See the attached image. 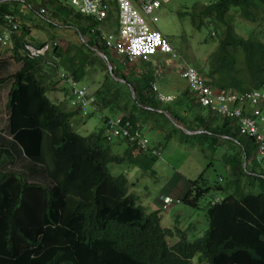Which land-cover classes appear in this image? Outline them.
<instances>
[{
  "label": "trees",
  "instance_id": "obj_1",
  "mask_svg": "<svg viewBox=\"0 0 264 264\" xmlns=\"http://www.w3.org/2000/svg\"><path fill=\"white\" fill-rule=\"evenodd\" d=\"M110 5L116 9L115 1ZM232 9L239 19L252 23L246 36L235 30ZM11 12L10 6L0 3V23L3 14ZM71 13V19L79 22L72 26L71 19H63L62 24L87 40L66 48L54 42L53 63L58 59L79 80L100 68L103 81L94 93L96 107L119 111L129 120L131 133L141 132L146 120L157 119L144 113H157L161 121L170 117L188 130H199L182 132L181 139L222 138L230 145L223 154L230 176L225 185H209L202 173L198 179L188 180L181 192L182 204L199 208V201L216 191L205 207L207 228L202 236L188 239L178 218L174 228L163 226L160 210L147 212L130 191L126 175H114L109 167L110 163H128L148 171L161 154L160 148L142 147L138 139L128 137L108 140L107 115L103 128L88 135L76 132L73 118L79 112L67 108V98L53 101L48 97L51 87L40 73L44 57L28 55L24 45L30 43V26L21 22V34L13 35L11 53L21 66L10 76L0 77V86L12 81L7 101L11 150L16 155L20 149L29 162L27 169L43 171L46 181H29L25 172L7 170L5 165L13 158L0 154V264H264V170L249 152V148L257 152L255 140L240 134L232 119L215 112L208 118L199 112L191 124L186 123L171 105L200 106L188 86L179 88L173 101L162 102L152 89L158 77L151 60L130 62L118 56L112 60L100 38L103 21ZM202 19L222 30L217 49L209 57V69L200 68L207 84L224 92L264 91V40L259 31L264 24V0H212L195 14L194 25L202 27ZM46 43L33 45L40 48ZM96 49L107 55L116 78ZM122 62L143 68L123 71ZM157 108H165L166 115ZM176 128L173 124L172 129ZM165 139L170 140L171 133ZM114 140L126 143L124 150L114 152L110 144ZM216 195L220 200L212 202ZM174 237L178 240L170 244L169 238Z\"/></svg>",
  "mask_w": 264,
  "mask_h": 264
},
{
  "label": "rangeland",
  "instance_id": "obj_2",
  "mask_svg": "<svg viewBox=\"0 0 264 264\" xmlns=\"http://www.w3.org/2000/svg\"><path fill=\"white\" fill-rule=\"evenodd\" d=\"M211 1L212 0H161V7L155 11L157 19L154 26L163 33L170 45L174 48L176 56L172 57V54L152 55V65L155 64L154 59L156 57H160L163 60L165 57L171 56L169 61H171V63L173 61L176 63L174 64L178 71L181 64H188L195 67L200 74V68L206 71L209 69V57L217 49L222 30L220 27L218 30H215V27L206 19L205 22L202 19L204 22L202 27H196L193 23V17L200 9H203L204 5ZM4 4L10 6V10H13L11 13L17 16L22 22L28 20L27 23L30 26L31 33L27 36V40L32 44L47 41L50 45L56 42L57 45L65 47L68 46L70 42L79 43V40L82 42L80 36L73 27H67L62 24L63 19H71V11H74L69 0H11ZM41 8L44 9L43 13L39 12ZM235 11V9H232L230 12L234 14ZM109 13V17L105 22L103 21L100 26L101 34H107L109 31L114 32L117 30L118 23L115 7L112 6ZM144 16L148 17L147 15ZM234 16L235 20L233 24L235 30L240 35L246 36L248 34L247 29H252V23L239 19L240 16L236 14H234ZM70 22L71 25L74 26L79 21L73 18ZM52 23H56V25ZM58 23L60 24L58 25ZM261 29L262 30H259L257 28V30L261 31L262 40H264V24L261 26ZM108 53L110 54L109 57L114 60L116 55L113 53V50L110 49ZM42 57H44L45 66H43L42 70L40 69V73L44 78V82L49 84V87L56 89V94H63L68 87L67 82L59 77V73L65 69L64 66H62L58 59L53 63V58L50 53ZM4 64H12L13 67L9 71H4L2 69L5 66ZM18 66V64L11 61L0 64V76H10L11 73L14 72V68ZM135 68L140 72L143 65L129 64L126 66L124 62L120 64V69L123 71H129ZM174 74L175 75L172 74L171 76L179 83V85H176L177 89L174 91V96H178V89L185 87V80L181 78L180 73H178V75L176 73ZM202 76L204 78L206 77L205 75ZM87 79H83L81 82L90 86L91 89L95 91L101 86L103 72L100 68H97ZM11 83L12 81L9 80L0 86V94H3L0 95V154H4L5 152V154L13 158L5 165L7 170L25 172L27 180L29 181L45 182L43 171L31 173L29 169H27L29 162L20 149L17 154L14 155V152L11 150L13 146L10 144L13 143V141L6 144V141L11 138L9 129L10 111L7 107L8 92ZM51 88L47 95L53 101H56L53 98L54 94ZM3 91H5V94ZM197 103L199 104V102ZM160 106L166 108L165 103H161ZM200 106L193 104L189 108L187 103H183L181 106H177L173 103L171 108L179 111L180 114L185 117L186 123L191 124V121H194L196 116L200 115V113L204 118L213 115V112H211L208 107ZM165 108H157V110L164 113ZM90 111L91 114L87 116L81 117L78 115L73 118L74 130L82 135H88L91 132L103 128L102 115L115 117L119 114V111L109 110V108L101 109L96 106H92ZM150 115L153 117L156 116L157 119L152 122L146 120L144 123L145 125L141 127V132L144 133L148 140L147 146L160 148L159 151H161L152 169L144 171L140 167L128 163H110V171L114 175H126L130 183V191H133L138 196V203L141 204L147 212L156 209L160 210L163 226L175 227L178 218L179 227L187 232L188 239L192 240L198 238L202 236L207 228L205 207L211 197L216 194V191L211 190V193L205 195L199 201V208H191L182 203H178L163 210L160 209L161 197L164 194H169L173 197L179 196L182 192V188L188 183V180H196L202 173H204V177L209 185H225L226 179L230 176V173L227 171L228 168L226 164L223 163V154L228 152L227 149L230 145L224 143L222 138H214L212 135L181 139L180 136L183 135L182 132L186 133L187 131L178 128L175 122L172 121V118H168L169 122L164 119L161 121V115L159 116L157 113H144V116ZM173 124L177 127L175 130L172 129ZM177 124L180 125V123ZM168 133H171L170 140L165 139ZM213 140L216 142L215 144L212 143ZM110 144L112 145L113 151L116 153L121 152L126 147V143H117V140L112 141ZM229 149H231V147ZM249 152L251 159H258L260 164L259 168L264 170V156L258 151L256 152L253 148H249ZM257 188L258 186L255 184L254 189ZM194 229H196V231H194ZM177 240L178 237L169 238V243L173 244Z\"/></svg>",
  "mask_w": 264,
  "mask_h": 264
},
{
  "label": "built area",
  "instance_id": "obj_3",
  "mask_svg": "<svg viewBox=\"0 0 264 264\" xmlns=\"http://www.w3.org/2000/svg\"><path fill=\"white\" fill-rule=\"evenodd\" d=\"M109 0H69L82 14L95 16L102 20L107 16L110 4ZM141 10L149 16L147 19L133 6L130 0H116L118 6V32L102 34L101 39L107 47L117 55L134 61L138 58L147 59L149 56L161 53L176 56L172 46L163 33L154 27L157 19L155 11L160 8L161 0H137ZM167 1V0H165ZM19 20L13 14H4L3 22L0 23V46L9 47L12 36L19 30ZM48 45L36 49L26 45L30 56H38L48 49ZM179 73L185 80L187 86L194 92L196 101L203 107H208L222 117L232 119V124L242 135L251 137L257 144V150L264 155V91H220L211 87L196 68L188 64L179 66ZM71 86V105L79 109L82 114L88 113L90 104L94 97L90 95L85 86L65 74L61 75ZM153 88L156 90L155 84ZM162 101H170L173 96L158 94ZM108 131L113 136H124L130 140L138 139L142 147L146 146V139L139 131L131 133L129 122H124L119 117L109 120ZM178 199L166 196L162 206L167 209Z\"/></svg>",
  "mask_w": 264,
  "mask_h": 264
},
{
  "label": "clouds",
  "instance_id": "obj_4",
  "mask_svg": "<svg viewBox=\"0 0 264 264\" xmlns=\"http://www.w3.org/2000/svg\"><path fill=\"white\" fill-rule=\"evenodd\" d=\"M111 1H115V4H116V8H117V23H118V6H117V2H116V0H109L108 1V3L110 4V2ZM131 1V3L133 4V6L135 7V8H137L140 12H141V14L144 16V15H147V14H145L144 12H142V10H141V5H140V3H139V1H132V0H130ZM70 3V2H69ZM71 4V3H70ZM73 6V5H72ZM161 7V6H160ZM73 8H74V11H76V12H79L74 6H73ZM111 9V5H110V7H109V10ZM159 9V8H158ZM109 10H108V12H107V15H108V13H109ZM40 12L41 13H43L44 12V9L43 8H41L40 9ZM79 13H81V12H79ZM6 14H8V13H6ZM9 14H12V13H9ZM4 15V14H3ZM14 15V14H13ZM85 15H87V14H85ZM15 16V15H14ZM92 16V15H91ZM148 16V15H147ZM95 17V16H94ZM107 17V16H106ZM106 17L105 18H103L102 20H99V21H104L105 19H106ZM145 17V16H144ZM16 18H18L17 16H16ZM96 18V17H95ZM147 19L149 18V16L148 17H146ZM97 19V18H96ZM18 20H19V18H18ZM19 23L21 24V21L19 20ZM20 24H19V26H20ZM28 25V24H27ZM29 26V25H28ZM118 26H119V24H118ZM155 27V26H154ZM117 32H118V27H117ZM116 32V33H117ZM114 33V32H113ZM116 33H114V34H116ZM20 35L21 34V30H20V28H19V30H18V32H16L15 33V35ZM101 34V33H100ZM102 35V34H101ZM101 35H100V38H101ZM82 40H87V39H82ZM104 42V41H103ZM57 44V43H56ZM26 45H30V46H32V47H34V48H36L35 46H33L32 44H30V43H26L25 45H24V47H25V49H26V51L28 52V50H27V48H26ZM46 45H48L49 47H48V49L47 50H45L44 51V53L43 54H40V55H38V56H31V57H39V56H45L47 53H50L51 52V47H52V45H50L49 44V42H47L44 46H46ZM106 45V44H105ZM44 46H42V47H40V48H36V49H41V48H43ZM1 47V46H0ZM2 49H6L7 51H9L10 53H12V48H13V36H12V41H11V45L9 46V47H1ZM109 48V47H108ZM172 49H173V51L175 52V50H174V48L172 47ZM109 50H110V48H109ZM112 50V49H111ZM96 51H97V49H96ZM102 52V51H101ZM97 53H98V51H97ZM104 53V52H103ZM113 53H114V51H113ZM51 54V53H50ZM99 54V53H98ZM116 56H119V57H124V56H121V55H117L116 53H114ZM158 54V53H157ZM28 55H29V53H28ZM100 55V54H99ZM155 55V54H154ZM163 55H166V54H163ZM170 55V54H169ZM30 56V55H29ZM101 56V55H100ZM107 56V55H106ZM152 56V55H151ZM51 57L54 59L55 58V56L53 55L52 56V54H51ZM150 57V56H149ZM103 58V57H102ZM168 58H170L171 59V56L170 57H168ZM53 59H52V61H53ZM104 59V58H103ZM138 59H140V58H138ZM141 59H143V58H141ZM1 60V59H0ZM106 60V59H105ZM109 60V59H108ZM135 60H137V59H135ZM134 60V61H135ZM129 61V60H128ZM130 62H132V61H130ZM106 63H107V65H108V61L106 60ZM195 68V67H194ZM62 74H65V75H67V76H69V77H72L73 79H75L77 82H78V84L80 85V86H85L87 89H88V91H89V93H90V95H92L93 97H94V101L90 104V106H89V108H88V113L87 114H82V112L79 110V109H76V108H74L72 105H71V100H72V94H71V86H70V84L66 81V79L65 78H63L61 75ZM0 77H6V76H0ZM59 77L61 78V79H64L66 82H67V84H68V87H67V89L65 90V92H64V94H65V98H67L68 99V103L66 104L67 105V107H69V109H73V110H77L78 112H79V115L82 117V116H87V115H89L91 112H90V109H91V107L92 106H96V97H95V91L94 90H92L91 89V87L90 86H88V85H86V84H84V83H82L81 81L82 80H79V79H77L76 77H74L70 72H68L67 70H62L60 73H59ZM182 78V77H181ZM205 78H207V77H205ZM183 79V78H182ZM88 80V79H87ZM120 80V79H119ZM184 80V79H183ZM123 82V81H122ZM153 84H155V86H156V90L153 88ZM185 84H186V82H185ZM186 86H187V84H186ZM131 88V87H130ZM152 89L156 92V94H157V97H158V94L159 93H162V94H164V95H169V96H173V99L175 98V96L174 95H171V94H167V93H165L164 91H161V90H159L160 88H158V86L156 85V83H152ZM218 89V88H217ZM253 90H259V89H253ZM135 91V90H134ZM250 91V90H249ZM135 95H136V93H135ZM64 98V99H65ZM135 98V97H134ZM159 98V97H158ZM173 99L172 100H170V101H164V102H171V101H173ZM160 100V99H159ZM162 101V100H161ZM163 102V101H162ZM121 118L122 119V121H124V122H129V120H125L124 118H123V115L121 114V113H119L118 115H116L115 117H110V118H107L106 119V122L105 123H108V121L109 120H114V119H117V118ZM102 118H104V115H102ZM173 119V118H172ZM176 122V121H175ZM178 122H176V124H177ZM177 125H179V124H177ZM179 126H183L182 124H180ZM131 127V124H130V122H129V128ZM184 127V126H183ZM184 128H186V127H184ZM131 131V130H130ZM190 131V130H189ZM140 132V131H139ZM105 133H106V135H107V138H108V140H113V139H115V138H118V137H124V136H121V135H119V136H113V135H111L110 133H109V131H108V126H107V128H106V131H105ZM141 133V132H140ZM186 133H188V132H186ZM141 135H143V137L146 139V146H147V143H148V140H147V138H146V136L143 134V133H141ZM127 138V137H126ZM9 142H12L13 141V137H12V134H11V138L8 140ZM8 150V149H7ZM258 151V150H257ZM157 153H160L159 151H157ZM264 156V155H263ZM244 166H246V164L244 165ZM184 188V187H183ZM183 188H182V190H183ZM180 195H181V193L179 194V196H176V197H173V196H171V195H169V194H164L162 197H161V208L160 209H163V210H166V209H164L163 208V206H162V203H163V199L166 197V196H169V197H173V198H175V199H178V202H174V203H172L169 207H171L173 204H178V203H181V199H180ZM220 195H216L213 199H212V202H216V201H218V200H220ZM168 207V208H169ZM167 208V209H168ZM172 228H174V227H172Z\"/></svg>",
  "mask_w": 264,
  "mask_h": 264
},
{
  "label": "crops",
  "instance_id": "obj_5",
  "mask_svg": "<svg viewBox=\"0 0 264 264\" xmlns=\"http://www.w3.org/2000/svg\"><path fill=\"white\" fill-rule=\"evenodd\" d=\"M8 1H11V0H0V3H3L4 4V3L8 2ZM132 1H136V0H132ZM23 2L26 3L25 1H23ZM116 18H117V12H116ZM27 22H28V20L25 23H27ZM116 32L117 31H114V33H116ZM108 33H113V32L109 31ZM66 47L67 46H65V48ZM160 54L161 53H158V54H155V55H160ZM151 57L152 56L148 57L146 60H152ZM0 59H1L0 60V64H3L4 62H10V61L11 62H15L16 64H18L19 66L17 68H14L15 69L14 72H16L20 68V66H21V63L16 62L14 60V57L11 56V53L9 51H7L6 49H2L1 47H0ZM160 59H161L160 57H156L154 59L155 60V64L152 65V67H153V69L155 71H157L158 80H155L152 83H156V85L158 86V88H160L159 90L164 91L167 94L175 95L174 94V91L177 89L176 85H179V83H177L176 80L174 79V77L171 76V75L172 74L175 75L174 73H176L178 75V73H179V71L176 70V68H175V64L176 63L174 61L171 63V61H169L170 58H168V57H165L163 60L162 59L160 60ZM12 67H13L12 64H6L2 69L4 71H9V70H11ZM177 71H178V73H177ZM14 72H12L11 74H13ZM185 86H186V84H185ZM51 90H52V93L54 94L53 95V98L56 101H60L61 99L63 100V98H65V94L64 93L63 94H56V89L51 88ZM3 92L5 94V91H3ZM0 95H3V94H0ZM67 108H69V107H67ZM164 112H166V110ZM172 121L175 122L174 119ZM175 124H176V122H175ZM177 127L183 130V128H182L183 126L177 125ZM197 132H199V130H195V131L190 130V133H197ZM7 143H10V142L7 140L6 141V144Z\"/></svg>",
  "mask_w": 264,
  "mask_h": 264
},
{
  "label": "water",
  "instance_id": "obj_6",
  "mask_svg": "<svg viewBox=\"0 0 264 264\" xmlns=\"http://www.w3.org/2000/svg\"><path fill=\"white\" fill-rule=\"evenodd\" d=\"M97 51H98V53L101 55V57H103L104 59H106L107 61H108V68H109V71H110V73H111V75H113V77H115L114 76V74H113V66H112V64H111V62L108 60V57L106 56V54L105 53H103V52H101L100 50H98L97 49ZM116 78V77H115ZM118 79V78H117ZM119 80V79H118ZM120 81H124V80H122V79H120ZM131 91H132V94H133V97H136V95H135V91H134V88L131 86ZM185 131H187V132H190L189 130H187L186 128H184V127H182ZM246 164V161L244 162V165Z\"/></svg>",
  "mask_w": 264,
  "mask_h": 264
}]
</instances>
